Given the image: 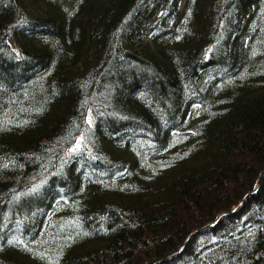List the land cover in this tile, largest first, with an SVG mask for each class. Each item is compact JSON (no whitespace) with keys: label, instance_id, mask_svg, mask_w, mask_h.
I'll list each match as a JSON object with an SVG mask.
<instances>
[{"label":"trees","instance_id":"obj_1","mask_svg":"<svg viewBox=\"0 0 264 264\" xmlns=\"http://www.w3.org/2000/svg\"><path fill=\"white\" fill-rule=\"evenodd\" d=\"M0 264H264V0H0Z\"/></svg>","mask_w":264,"mask_h":264}]
</instances>
